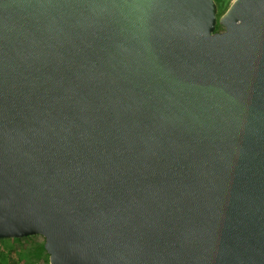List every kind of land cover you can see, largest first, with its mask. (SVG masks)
<instances>
[{
	"label": "water",
	"instance_id": "water-1",
	"mask_svg": "<svg viewBox=\"0 0 264 264\" xmlns=\"http://www.w3.org/2000/svg\"><path fill=\"white\" fill-rule=\"evenodd\" d=\"M218 13L0 0V240L42 235L50 264H264V0Z\"/></svg>",
	"mask_w": 264,
	"mask_h": 264
},
{
	"label": "rangeland",
	"instance_id": "rangeland-1",
	"mask_svg": "<svg viewBox=\"0 0 264 264\" xmlns=\"http://www.w3.org/2000/svg\"><path fill=\"white\" fill-rule=\"evenodd\" d=\"M220 27L217 31H222ZM0 264H50L42 235L0 240Z\"/></svg>",
	"mask_w": 264,
	"mask_h": 264
},
{
	"label": "trees",
	"instance_id": "trees-1",
	"mask_svg": "<svg viewBox=\"0 0 264 264\" xmlns=\"http://www.w3.org/2000/svg\"><path fill=\"white\" fill-rule=\"evenodd\" d=\"M232 1L233 0H215L219 9V17L223 15V13L228 9ZM220 27L221 26L218 24L216 30H218Z\"/></svg>",
	"mask_w": 264,
	"mask_h": 264
}]
</instances>
